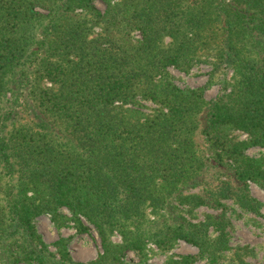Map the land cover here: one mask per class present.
<instances>
[{
  "label": "trees",
  "instance_id": "trees-1",
  "mask_svg": "<svg viewBox=\"0 0 264 264\" xmlns=\"http://www.w3.org/2000/svg\"><path fill=\"white\" fill-rule=\"evenodd\" d=\"M90 21L104 33L90 36ZM203 56L234 75L211 100L168 71L186 73ZM20 99L28 123L2 112ZM144 101L155 107L145 112ZM0 112V264L72 261L69 239L49 245L37 232L45 214L57 230L72 222L87 234L91 225L97 264H126L127 251L147 264L148 242L168 249L177 240L197 255L163 264H221L222 212L195 225L178 206L262 207L247 182L264 189V160L244 152L264 148V0H0ZM233 129L246 139H231ZM147 209L165 214L149 220ZM113 231L121 243L110 242Z\"/></svg>",
  "mask_w": 264,
  "mask_h": 264
},
{
  "label": "rangeland",
  "instance_id": "rangeland-1",
  "mask_svg": "<svg viewBox=\"0 0 264 264\" xmlns=\"http://www.w3.org/2000/svg\"><path fill=\"white\" fill-rule=\"evenodd\" d=\"M95 7L102 13L105 11V6L99 1L95 2ZM76 12L80 13V15H85L80 9L76 10ZM105 26L106 25L103 23L93 24V22L90 21L88 23V27L91 28L90 36L103 34ZM131 35L135 40L139 38L137 32H132ZM168 71L172 76V81L178 87L183 88L188 86L190 88H202L206 100L214 99L219 94L222 82H226L228 88L233 84V70L212 57L203 56L199 60L192 61L186 73L172 66L168 68ZM45 84L49 86L47 82ZM143 104L145 106V112L155 107V105L149 101H144ZM2 105V112L9 113V116L13 117L14 113H17L16 117H14L18 120V123L29 122L30 112L22 108V99L17 102L4 101ZM12 108H14V110ZM9 127L12 128V126ZM229 137L236 141L246 139L245 134L237 129L231 130ZM198 142H200V140H198ZM197 151L198 155H205V157H207L203 144L197 147ZM244 153L247 157L262 158L264 160V148L252 147L248 148ZM212 172L213 171L209 173V176H212ZM212 178H214L213 183L216 184L218 180H224L226 176L219 174L218 178L216 175ZM215 178H217V180ZM247 184L249 195L262 204V207L259 208L257 213L243 210L238 207L233 200L229 199H222L221 204L224 205V208L218 209H213L205 205L195 208L184 204L178 206L180 215L191 222V224L195 225L204 222L208 215H216L222 212L227 224L225 227L227 248L221 250V264H264V189L252 182H247ZM183 192L199 193L200 187H185ZM61 211L65 216L70 218L68 211L65 209ZM150 211V209H147V218L149 220L159 218L160 215L165 214L163 210H158L157 213H150ZM34 224L37 232L49 245L60 237L69 239L67 251L72 261L66 264H97L94 262L97 259L98 253L102 252V249L98 236L91 225L87 224L89 227L87 234L76 233L72 222H68L67 226L57 230L48 214L38 217L34 221ZM208 233L211 238L217 236V232L214 231L212 227H209ZM108 237L113 244L121 243V236L117 231L110 232ZM50 249L54 252L52 246H50ZM146 253L147 264H163L169 258L183 255L196 256L198 249L181 240L175 241L168 249H160L148 242ZM123 260L126 264L140 263L139 258L132 251H127L123 256ZM109 263L110 261L105 259L101 264ZM193 264H205V260H197Z\"/></svg>",
  "mask_w": 264,
  "mask_h": 264
},
{
  "label": "built area",
  "instance_id": "built-area-1",
  "mask_svg": "<svg viewBox=\"0 0 264 264\" xmlns=\"http://www.w3.org/2000/svg\"><path fill=\"white\" fill-rule=\"evenodd\" d=\"M245 137H246V135H245Z\"/></svg>",
  "mask_w": 264,
  "mask_h": 264
}]
</instances>
